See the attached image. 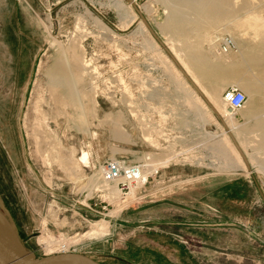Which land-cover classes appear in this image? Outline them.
<instances>
[{
    "label": "rangeland",
    "instance_id": "374dc122",
    "mask_svg": "<svg viewBox=\"0 0 264 264\" xmlns=\"http://www.w3.org/2000/svg\"><path fill=\"white\" fill-rule=\"evenodd\" d=\"M231 1L237 13L224 22L208 25L190 14L200 29L191 31L188 43L196 57L205 52L231 65L232 71L235 61L243 66L233 81L227 78L223 85H211L220 108L224 88L240 80L256 87L254 93H246L248 103L243 109L264 108V38L250 31H264V0ZM167 2L29 0L12 5L20 13L22 6L30 12L28 24L34 33L30 49L36 62L31 79L32 54L25 79L5 80L18 94L15 104L0 101L8 110L10 134L6 139L0 133V211L33 253H52L40 239L56 243L63 239L71 243L68 251L89 255L102 264H150L148 250L143 262L121 252L142 226L140 233L148 241L142 249H152L151 239L162 240L160 244L168 247L174 260L164 264H264V207L254 205L252 191L240 190L238 195V188L235 194L211 190L204 195L201 187L209 183L203 179L214 175L223 178L212 179L211 187L251 169L264 175L256 166L257 160L264 163V140L257 130L249 132L263 120L264 111L251 117L236 111L233 127L220 122L201 98L197 89L201 85L190 83L169 55L186 70L187 40L178 41L165 28L172 7ZM5 6L0 3V33L7 20L4 12L11 5ZM6 22L10 27L14 21ZM170 36L174 38L169 40ZM224 36L238 45L222 50ZM2 43L0 35L1 51H6L0 53V67L11 53ZM246 53L255 58L245 62ZM165 56L200 94L201 103H189L182 81ZM1 80L0 100L8 89ZM220 113L225 114L223 108ZM238 124L246 132H238ZM88 127L95 133L93 140L84 134ZM114 128L125 132L126 140L115 139ZM82 150L88 152L86 161ZM146 156L151 157L157 174L153 171L136 200L121 202L118 193L99 187L102 182L90 188L102 160L116 157L139 162ZM106 201L109 204L103 209ZM206 205L210 211L205 219L214 224L193 229L190 223L203 220L201 210ZM141 207L181 223L165 227L167 233L148 230L138 219L130 225L117 220L112 228L111 220L120 218V211L131 209L135 214ZM97 226L105 228L106 235L110 230L113 234L97 239L82 236Z\"/></svg>",
    "mask_w": 264,
    "mask_h": 264
},
{
    "label": "crops",
    "instance_id": "0c3cea01",
    "mask_svg": "<svg viewBox=\"0 0 264 264\" xmlns=\"http://www.w3.org/2000/svg\"><path fill=\"white\" fill-rule=\"evenodd\" d=\"M24 2L29 3V0H0V3L2 5H6L4 8H7V5H11L9 6V8L6 9V11L4 12L5 18L7 19L6 21H14L13 24L12 22L10 23L11 26L9 27V23L5 21L3 28L1 29V33L0 35L2 36V39L4 41V43H2L3 47L9 46L11 48V53L9 54V56H6L5 54H3L2 57H5L7 59L2 60V65L0 67V78L2 79L1 82L3 83V85L8 86V81L5 80H13V78H21V79H25V76L27 75L29 69H30V63L28 61L30 55L32 54V50L30 49L31 45H32V36L34 35V33L32 34L31 28L28 24L29 21H31L30 17V12L28 11V9H26L24 6H22L21 9V13L19 12V8L18 6L14 7L12 5H17L19 3L23 4ZM9 9V10H8ZM21 14V16H19ZM10 19V20H9ZM27 22V24L25 25V21ZM16 24V25H15ZM15 25V26H14ZM264 28V27H263ZM256 37L257 35L260 36L261 38H264V31L263 29H259V28H255V29H251L250 30ZM238 33L236 34V40L238 41ZM244 33L239 35V40H240V44H241V50H243V38H244ZM191 43V40L189 41ZM7 43V44H6ZM236 45H238V42H236ZM187 51H188V61H187V67H186V73H187V79L190 83L195 84V86L198 84L201 85L202 88L197 87L202 93L203 95L207 98V99H217L218 97L216 94H214L216 92V90L214 88H211V85L214 84H220L223 85L224 83L227 82V78H232V81L234 80V76H236L238 74V68L241 67L243 68L242 64L238 63L237 61L234 62L233 67L235 71H232V67L231 65H224L222 64V62L220 60H216L213 57L208 56L205 52H203V55H195L193 48H191V45L188 44ZM191 50H193V56L191 57ZM5 49L0 48V53H5ZM200 52V50H199ZM202 53V52H200ZM247 56L244 55V61L248 63V61H252L255 56L249 53H246ZM259 56V54H258ZM35 54H32V66H31V76H32V72L34 71V65H35ZM263 57V56H262ZM31 59V58H30ZM31 62V60H30ZM247 63L245 66H247ZM228 66V67H227ZM253 66V65H252ZM259 66H262L259 65ZM234 75V76H233ZM222 78V79H220ZM12 83V81H11ZM30 83V80L28 81V84ZM208 85V87H207ZM210 85V86H209ZM8 89L6 91H4L2 99L0 101H6L5 103H8L11 101V103H16L15 99L16 96L18 94V91H14V89L17 90V88L14 86H8ZM28 87L25 86L24 92L26 93ZM225 89V88H224ZM214 92V93H213ZM214 96V97H213ZM22 100H24V97L22 98ZM219 101V100H218ZM23 102V101H22ZM21 102V103H22ZM2 103V102H1ZM3 104V112L8 111L7 108L5 107L4 103ZM240 111H243L241 113H243L244 115L251 117L253 116L255 113H260L259 111H264V108L259 107V108H251V109H241ZM217 114V118L220 120V122L223 120L224 124H225V119L223 117V115L218 112H216ZM216 120V119H215ZM217 122V120H216ZM219 125V122H217ZM8 124V122L6 123V125ZM253 125V124H250ZM226 126V124H225ZM256 128H252V130L250 129L249 132H253V134L256 132L255 130L258 131L259 134V138L261 140H264V118L263 120L259 119L258 122L256 123ZM227 130V129H226ZM246 132L244 128L241 127V124H238V132ZM222 134L219 133L217 136L220 137ZM253 137V136H252ZM251 137V138H252ZM244 152V151H243ZM256 157V156H255ZM257 158V157H256ZM258 164L256 165L257 167H259L261 169V171L264 172V163H261L259 160H257ZM252 165V163H251ZM241 168V167H238ZM256 171L251 169L247 174H238V177L236 176H229L226 177L224 179H222L220 181L223 182L221 183L219 186H216V183L214 182L213 187H211L212 183H210V181L212 179L214 180H218L217 178L221 179L223 177H217V175H214L212 177H206L203 180H208L209 183H205L203 184L202 187V191L203 194H207L209 193L211 190H219V191H224V192H228L231 194H235L236 190L238 188V195L241 194L239 191L240 190H248V191H252V196H254V205H259L261 204L264 207V175L263 173H255ZM209 176V175H208ZM194 189V188H192ZM161 204V203H160ZM206 206L209 208H206ZM204 206V209H202V217L203 220L202 221H197V222H191L190 226L193 229H197V228H209V226H212L214 223H212L210 221V219H205L206 215L205 212H209L210 211V205H206ZM122 216L120 218L112 219L111 223H112V228L115 229V225L117 220H120L123 223H128L129 225L131 223H133V221L135 219H138L140 222L143 221V223L145 224V228H147L148 230H154V231H159V232H164L163 229L165 227H174L173 224H179L181 222H177V221H172L171 217H166V216H156L155 214L151 215L150 213H148V210L146 209V207H141L140 209H138V211L134 214L133 211H131V209H124L123 211H120L118 213V215L120 214ZM138 213V215H137ZM134 218V219H132ZM114 223V224H113ZM142 223V222H141ZM142 226H140L139 229H136L134 231H137V233H134V238L132 239V242L128 241L126 246L121 249V252L124 253L125 257H129L132 258L133 261H137V262H143V258L146 259V257L148 256L149 258H151L152 260L150 261V264H164V261H168V259L170 260H174L172 259V257H170V253L167 251L168 247L164 246L162 244H164V242L162 240H149V245L148 246H153L151 247L152 249H142L143 245L147 243L148 241H144V237L143 235L140 233V231L142 230ZM169 228L166 229V231L164 233H167V230ZM113 232L110 230L108 233L109 235H112ZM163 239V238H162ZM162 243V244H160ZM146 246V245H145ZM157 248V250H155ZM145 250H148L146 252L151 253L150 255L147 254L146 256V252ZM159 250V251H158ZM155 253V254H154ZM163 254H166L163 255ZM169 254V255H168Z\"/></svg>",
    "mask_w": 264,
    "mask_h": 264
},
{
    "label": "bare ground",
    "instance_id": "6f19581e",
    "mask_svg": "<svg viewBox=\"0 0 264 264\" xmlns=\"http://www.w3.org/2000/svg\"><path fill=\"white\" fill-rule=\"evenodd\" d=\"M167 1H168L167 3L172 5V7L170 8V13H169V16L167 17L168 20L166 21V23H164V24H167L165 28H167L169 30V34L171 33L174 37H176L178 39V41H180V40H185L186 41L187 40L186 41L187 45L185 46L186 47V52H185V54H183L184 63H185L186 67H187V61H188L187 48H188V44H189L188 43L189 42V38L191 36V31H193V29H195V30L200 29V26L194 20L191 19L190 14H193L194 18L201 17L204 20H206V22H208V25H212V24H217V23H219L221 21L224 22V20L230 19L233 15H235V13H237L235 5H234V3H232L231 0H167ZM129 2L130 3H134V0H131ZM262 26L264 27V24ZM172 37L170 36L169 40H172L174 38V37L173 38ZM233 41H234V43H236L235 39H233ZM165 57H166V59L168 61L167 63H169L170 67L173 69V71H175V73L177 75V78L182 81L183 88L186 91V95L188 97L189 103H191V104H194V103L198 104V102L201 103L200 97L197 95L198 92L195 93V91H193V89L187 83L185 78L178 71L179 68L177 69L174 66V64L169 60V58H167V56H165ZM179 70L180 71L182 70L183 72L186 73V70L184 71L182 67ZM182 71H181V73H182ZM186 75H187V73H186ZM238 79H240V78H238ZM236 82L237 83H236L235 86L244 88V90L246 91L245 93H254L256 91V87L254 85H252L251 83H249L250 81L247 82L245 80L244 81L240 80V81H236ZM199 92L203 96V97L201 96V98L203 100L205 98V102L211 107V109L213 111L218 112L220 114V111L223 108V110L225 111V114L223 115V117L225 119L226 126L227 127H229V126L233 127L232 126L233 122L236 119L235 116H234L235 111H233L232 109H228V107L223 102H222L223 104H222V106L220 108L217 99H211V100L210 99H206V97L203 95V93L200 90H199ZM77 93H78V91H77ZM247 103H248V99L246 98V100H245V102L243 104V107L241 109H243L247 105ZM81 106L83 107V105H81ZM84 134L88 138H90L91 140H93L94 137H95V133L93 131H91V129L89 127H88L87 131ZM113 136L115 137V139L123 141V140H126L127 134L125 132L121 131L119 128H114ZM235 145L238 148L237 144H235ZM82 151H83L82 152V160L86 161L87 157H88V152L85 151V150H82ZM240 153H241L243 159L245 160V157H244V155H243L241 150H240ZM144 158L143 159L147 162L146 164L150 165L145 170L146 174L148 172H150V170L154 171V169H156V167H153V169H150L152 164H153V166H155V164L151 161V157L150 156H146ZM148 158H149V160H146ZM80 162L79 163L77 162V164H76V165H78L77 167H79ZM144 174L145 173H143V176H144ZM100 178H101L100 177V171L98 169L97 172L94 175V179H92L93 182H92V185H91L90 188L93 189L98 183L102 182V184L99 186L100 188H102L103 190L109 191V193H111V194L117 195V193H118V197L120 199V192H119V189L117 187V184L116 183L109 184V183L103 182V181H101ZM134 191H135V189L132 188L131 191L129 192V198L133 197ZM104 223H107V221L105 220ZM104 223H100L99 221L95 222V224H97V225H101V224L103 225ZM106 232L107 231H106L105 228H102L101 226L100 227L97 226V227L92 228L88 232L84 233L82 236L84 237L87 234V236L89 238L97 239V238H100V237H102L104 235L107 236L108 233L106 235ZM76 241H78V240H76ZM40 242H44L43 244H46L47 246H49V251L52 252V253H55V252H67L69 246L71 245V243H69L70 241L63 240V239H60L59 242H57V243L55 241H50V240L48 241V240H45V239H40Z\"/></svg>",
    "mask_w": 264,
    "mask_h": 264
},
{
    "label": "built area",
    "instance_id": "2783aa9c",
    "mask_svg": "<svg viewBox=\"0 0 264 264\" xmlns=\"http://www.w3.org/2000/svg\"><path fill=\"white\" fill-rule=\"evenodd\" d=\"M234 46L235 43L231 37L224 36L221 38L222 50L227 51ZM246 98V93L235 85H229L221 93L222 102L227 107H231L235 112L243 107ZM144 159L136 162L113 157L102 160L98 163L101 181L109 184H117L121 202L128 203L136 200L147 185L149 178L153 177V170H150V172L146 174L145 170L150 165H147V162ZM146 160H149V158ZM154 171V174H157V170L154 169ZM143 173H145L144 176ZM132 188L135 189L134 195L129 198V192ZM108 204L109 203L106 201V203L102 205V208L106 209Z\"/></svg>",
    "mask_w": 264,
    "mask_h": 264
},
{
    "label": "water",
    "instance_id": "95a60500",
    "mask_svg": "<svg viewBox=\"0 0 264 264\" xmlns=\"http://www.w3.org/2000/svg\"><path fill=\"white\" fill-rule=\"evenodd\" d=\"M131 1V0H129ZM181 69L174 57L169 54ZM182 71V70H181ZM182 73L187 77L186 73ZM231 109V107H228ZM0 264H102L93 257L76 252H55L37 255L28 250L19 238L14 225L0 211Z\"/></svg>",
    "mask_w": 264,
    "mask_h": 264
},
{
    "label": "flooded vegetation",
    "instance_id": "af4514ba",
    "mask_svg": "<svg viewBox=\"0 0 264 264\" xmlns=\"http://www.w3.org/2000/svg\"><path fill=\"white\" fill-rule=\"evenodd\" d=\"M3 104L0 103V133L1 135H3L4 137L6 136V139L8 137H10V134H9V127L8 125H6V121H7V116H6V113L7 112H3ZM0 147L3 148V146L0 144ZM2 182V179L0 181V183Z\"/></svg>",
    "mask_w": 264,
    "mask_h": 264
}]
</instances>
